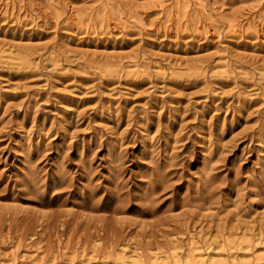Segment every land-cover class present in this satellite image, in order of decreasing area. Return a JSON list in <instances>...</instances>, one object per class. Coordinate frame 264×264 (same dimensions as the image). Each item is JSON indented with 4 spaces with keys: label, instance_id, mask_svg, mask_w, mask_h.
Masks as SVG:
<instances>
[{
    "label": "rangeland",
    "instance_id": "1",
    "mask_svg": "<svg viewBox=\"0 0 264 264\" xmlns=\"http://www.w3.org/2000/svg\"><path fill=\"white\" fill-rule=\"evenodd\" d=\"M121 252L264 264V0H0V264Z\"/></svg>",
    "mask_w": 264,
    "mask_h": 264
},
{
    "label": "bare ground",
    "instance_id": "2",
    "mask_svg": "<svg viewBox=\"0 0 264 264\" xmlns=\"http://www.w3.org/2000/svg\"><path fill=\"white\" fill-rule=\"evenodd\" d=\"M183 1H184V3L188 2V0H183ZM198 6H199V12L198 13H201V14L207 13V11H206V9L202 3L199 4ZM118 261H119V264H139V257L121 252L119 254ZM155 261H159L162 264H166L165 260H161V259L158 260V258L155 259ZM186 261L188 264H191V262L194 264H218L219 263L217 260L215 261L212 257H210V258L204 257L202 254H199V255L192 254L191 259H187Z\"/></svg>",
    "mask_w": 264,
    "mask_h": 264
}]
</instances>
